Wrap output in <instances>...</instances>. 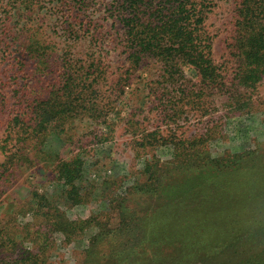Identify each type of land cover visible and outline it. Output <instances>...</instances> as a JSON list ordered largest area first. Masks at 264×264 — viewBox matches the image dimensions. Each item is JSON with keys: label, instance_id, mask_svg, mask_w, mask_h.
I'll use <instances>...</instances> for the list:
<instances>
[{"label": "trees", "instance_id": "16d2710c", "mask_svg": "<svg viewBox=\"0 0 264 264\" xmlns=\"http://www.w3.org/2000/svg\"><path fill=\"white\" fill-rule=\"evenodd\" d=\"M114 2L129 68H137L146 59L158 63L157 79L150 87L151 108L175 120L192 109L207 112L220 107L224 121L218 117L204 132L179 138L175 133L163 137L142 128L138 149L144 152L164 144L173 150L165 160L152 154L142 170L146 181L136 182L134 188L150 186L153 192L158 185L180 188L172 196L153 195L141 205L119 210L118 222L110 228L97 222V216L68 217L44 196L34 195L32 204H38L36 213L49 230H41L32 240L35 249L18 243L14 255L0 251V264H45L46 249L56 234L68 242L92 223L100 230L88 238L81 264H264V136L246 124L257 120L254 112L259 111L246 89L255 88L264 76V0H240L232 44L237 62L231 74L215 65L211 37L204 30L213 0ZM71 63L64 62L63 81L57 89L46 98L27 100L25 112L17 111L9 119L5 141L16 151L8 150L1 165L0 202L4 175L27 157L23 148L19 150V140L23 144L39 134L61 135L60 121L75 116L78 106L96 111L90 122L104 119L110 107L116 109L113 100L100 102L102 96L89 104L77 91L88 72L84 65L73 69L76 62ZM132 122V131H139ZM234 137L245 141V147L227 148L224 144ZM81 163L76 155L56 166L70 186L67 193L73 203L85 196L74 184L81 180ZM209 169L212 174H207ZM14 241H8L11 247Z\"/></svg>", "mask_w": 264, "mask_h": 264}, {"label": "rangeland", "instance_id": "374dc122", "mask_svg": "<svg viewBox=\"0 0 264 264\" xmlns=\"http://www.w3.org/2000/svg\"><path fill=\"white\" fill-rule=\"evenodd\" d=\"M112 2L0 0V171L8 150L16 151L10 141H5L9 119L17 111L25 112L27 100L46 98L62 84L64 62H76L73 69L84 65L89 77L85 83H79L77 91L83 93L89 104L100 101L102 96L100 102L113 100L116 105V109L109 108L104 119L91 122L96 111L78 106L75 116L60 121L58 128L64 130L61 135L39 134L24 142L25 146L19 140V150L23 148L27 157L14 163L3 177L6 181L2 183L0 202V232L3 231L0 251L14 255L18 243L35 249L32 240L41 230H49L43 216L36 213L38 204H32L36 194L44 196L50 206L68 217L97 216V222L108 228L117 224L119 210L141 205L153 195H174L180 186L158 185L154 192L149 190L150 186L134 188L136 182L146 181L142 170L151 162L152 154L165 160L173 150L164 144L156 148L149 146L144 152L138 149L136 140L142 135L141 129L156 131V135L163 137L175 133L179 138L204 132L218 117L224 121L220 107L207 112L205 108L192 109L175 120L161 117L157 109L151 108L154 96L150 87L155 85L158 63L146 59L137 68H129L114 15L116 2ZM239 3L240 0H213L204 24L211 37L212 59L226 74L234 72L237 62L232 44ZM189 75L191 72L187 70L186 77ZM94 77L96 80L92 82ZM246 92L256 100L260 111L253 113L257 120L246 124L264 136V112H261L264 111V76L255 88ZM94 108L95 105L91 109ZM131 121L139 131H132ZM232 126L233 123L229 127ZM244 142L234 137L224 145L234 151L239 145L245 147ZM76 155L83 170L81 180H75L74 184L85 194L79 203H73L68 196L70 186L56 168ZM211 170L207 174H212ZM99 230L98 224L92 223L68 242L56 234L55 241L46 249L45 264H81L88 238ZM13 238L15 246L11 247L8 241Z\"/></svg>", "mask_w": 264, "mask_h": 264}]
</instances>
